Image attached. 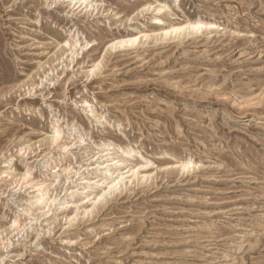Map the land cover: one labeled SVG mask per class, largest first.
Segmentation results:
<instances>
[{"label":"rangeland","instance_id":"374dc122","mask_svg":"<svg viewBox=\"0 0 264 264\" xmlns=\"http://www.w3.org/2000/svg\"><path fill=\"white\" fill-rule=\"evenodd\" d=\"M0 264H264V0H0Z\"/></svg>","mask_w":264,"mask_h":264},{"label":"bare ground","instance_id":"6f19581e","mask_svg":"<svg viewBox=\"0 0 264 264\" xmlns=\"http://www.w3.org/2000/svg\"><path fill=\"white\" fill-rule=\"evenodd\" d=\"M70 7L72 6V4H70L69 5ZM87 5L86 6H84V2H76L75 4H73V6H72V8H71V10H74V9H76V10H80L81 12H83L84 10H87ZM189 27H191L192 28V26H190V25H187V30H188V28ZM183 29L182 28H173V29H169V30H163V31H161V36L163 35V36H167V35H171V34H173V33H175L176 34V32H179V31H182ZM143 36H146V34H143ZM137 41V39L136 38H122L121 40H119L116 44H118V45H132V44H134L135 42ZM65 44L67 45V47L69 46V47H72V45L70 44H68V43H66L65 42ZM110 165H113V163L111 162V163H109ZM187 168V166H185V165H182L181 166V169H186ZM124 179L123 178H121V179H119V181L113 186H109V190L110 189H113V188H115L120 182H122ZM91 184V183H90Z\"/></svg>","mask_w":264,"mask_h":264}]
</instances>
